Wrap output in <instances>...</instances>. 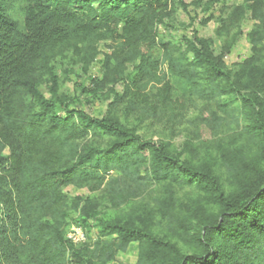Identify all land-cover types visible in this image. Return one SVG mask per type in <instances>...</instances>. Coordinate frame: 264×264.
<instances>
[{
  "label": "trees",
  "instance_id": "trees-1",
  "mask_svg": "<svg viewBox=\"0 0 264 264\" xmlns=\"http://www.w3.org/2000/svg\"><path fill=\"white\" fill-rule=\"evenodd\" d=\"M204 1L209 11L225 0L197 5ZM245 2L220 20L217 38L235 33L216 55L214 40L196 33L183 45L158 39V27L186 11L184 0H0V264H114L132 243L136 264H264V170L224 156L222 167L236 180L227 195L209 166L143 138L117 115L174 136L195 109L201 128L245 121L264 147V0ZM247 11L255 22L246 36L251 57L231 72L223 56ZM102 41L116 46L97 79L89 69ZM74 68L107 89L104 116L71 110L60 95L58 73L67 81ZM119 82L121 93L113 88ZM152 186L164 196L142 214L166 221L175 242L148 230V217L105 213L127 210ZM68 187L89 196L70 198ZM175 187L195 188L204 199L182 203ZM73 217L88 244L66 239ZM178 239L195 251L183 252Z\"/></svg>",
  "mask_w": 264,
  "mask_h": 264
},
{
  "label": "rangeland",
  "instance_id": "rangeland-1",
  "mask_svg": "<svg viewBox=\"0 0 264 264\" xmlns=\"http://www.w3.org/2000/svg\"><path fill=\"white\" fill-rule=\"evenodd\" d=\"M199 0H184L186 11L176 9L171 18L166 19L164 23L158 27V36L161 42H173L178 45H183V39H192L193 33L197 34L199 38H211L214 40L213 50L216 55L220 54L222 40L229 41L230 37L235 33L232 30L227 38L219 39L216 37V31L220 28V20L231 12L233 5L247 7L248 3L244 0H225L219 3L218 6L213 7L209 11H205L204 3L197 5ZM227 9V10H226ZM255 22L251 19L250 13H245L244 19L240 23V35L235 40L229 54L223 56V62L227 70L234 71L237 67L243 64L251 57V46L247 42L246 36L254 26ZM116 45L110 41H102L98 44V54L90 66L89 74L92 78L101 79L102 77V64L104 56L111 53L112 48ZM165 71V69H164ZM163 72V71H161ZM59 93L67 99V106L69 109H80L95 118L104 116L110 104L109 93L107 89H99L92 85L82 72L74 68L73 72L69 75L66 81L61 73ZM49 87L47 83L40 85V92L45 98L49 99ZM114 90L121 93L122 84L119 82L114 85ZM235 104V99H232ZM237 106V104H236ZM198 110L193 109L190 114H186L182 119L183 123L178 127L174 136H169L168 132L163 129L159 124H152L146 122L138 125L132 116H124L118 110V117L125 122L128 126H136L137 132L145 139H152L153 141H160L167 144L168 150L173 153L179 154L182 159L191 161L197 165L209 166L213 169L219 177L221 186L227 195H232L235 192L236 180L229 176L226 169H223V157L233 155L231 161L234 164H246L245 167H252L264 170V147L257 142V139L247 132V122L241 121L237 126L227 125L231 119H226L225 123L216 131L211 132L207 128H201L193 121ZM191 121V122H190ZM64 194L68 197H79L86 199L89 193L83 189H76L68 187L64 189ZM163 195V188L160 186H152L148 192L141 198L135 199L133 205L127 210L123 211L121 208L106 209L105 213L109 215H130L137 219L140 215L141 218H150L147 221L148 230L154 234H162L169 237L171 241L175 242L174 236L169 232L170 229L166 228V221L161 220L159 217H150L143 215L144 209L154 208L155 200L161 198ZM174 196L182 203L188 200H201L204 196L195 188H177L175 187ZM207 201V199H206ZM205 214V211H202ZM195 225V222H192ZM76 224V217H73L66 228L67 234L73 233V229H79L84 233L83 229ZM97 233L96 229H92L90 238L95 239ZM190 233H193L191 231ZM179 240V239H178ZM87 237L75 245L88 244ZM179 247L185 253H192L195 250L188 244L179 240ZM138 245L132 243L129 245L127 251L117 256L114 264H136L138 260Z\"/></svg>",
  "mask_w": 264,
  "mask_h": 264
},
{
  "label": "built area",
  "instance_id": "built-area-1",
  "mask_svg": "<svg viewBox=\"0 0 264 264\" xmlns=\"http://www.w3.org/2000/svg\"><path fill=\"white\" fill-rule=\"evenodd\" d=\"M84 239V235L79 229H73V233L67 234V240H70L72 243L76 244Z\"/></svg>",
  "mask_w": 264,
  "mask_h": 264
}]
</instances>
